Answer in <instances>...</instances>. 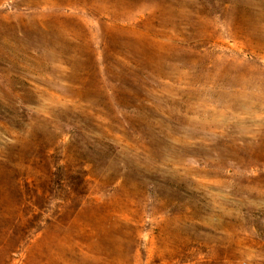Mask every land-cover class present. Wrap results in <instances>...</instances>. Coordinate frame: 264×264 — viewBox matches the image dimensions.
Masks as SVG:
<instances>
[{
	"label": "rangeland",
	"instance_id": "rangeland-1",
	"mask_svg": "<svg viewBox=\"0 0 264 264\" xmlns=\"http://www.w3.org/2000/svg\"><path fill=\"white\" fill-rule=\"evenodd\" d=\"M0 264H264V0H0Z\"/></svg>",
	"mask_w": 264,
	"mask_h": 264
},
{
	"label": "trees",
	"instance_id": "trees-1",
	"mask_svg": "<svg viewBox=\"0 0 264 264\" xmlns=\"http://www.w3.org/2000/svg\"><path fill=\"white\" fill-rule=\"evenodd\" d=\"M84 176H83V174H78V183L76 184V186H78V187H81L82 186V189H83V184H84V178H83ZM64 185V184H63ZM64 186H66V185H64ZM67 188V187H66ZM77 187H73L72 189H70V190H72V192H74V194L75 193H78L79 192V190L78 189H76ZM78 190V191H77Z\"/></svg>",
	"mask_w": 264,
	"mask_h": 264
}]
</instances>
